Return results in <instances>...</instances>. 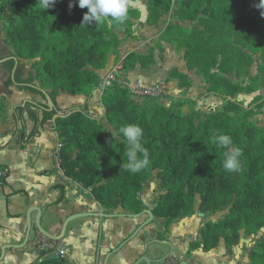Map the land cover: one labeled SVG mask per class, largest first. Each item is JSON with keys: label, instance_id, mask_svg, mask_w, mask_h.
Returning <instances> with one entry per match:
<instances>
[{"label": "trees", "instance_id": "obj_1", "mask_svg": "<svg viewBox=\"0 0 264 264\" xmlns=\"http://www.w3.org/2000/svg\"><path fill=\"white\" fill-rule=\"evenodd\" d=\"M161 1L164 13L170 12L173 0ZM177 1L184 20L195 21L202 14L219 22L231 19L220 8L225 6L224 0ZM236 1L238 11L253 23L252 30L264 32L261 15L264 9L257 7L260 0ZM70 3L74 5L71 9ZM87 11L79 7L78 0H56L47 12L38 5V0H0V29L4 33L0 42L11 48L9 55H0V60L6 58L2 65L9 73L4 87L16 85L21 90L41 94L46 101L43 92L47 91L55 104L52 110L48 109V102L25 100L17 105L13 112L16 127L9 142L21 127L25 149L47 122L54 121L62 144L56 157L65 175L83 188H90L94 198L107 209L143 213L148 207L140 193L155 174L162 193L152 211L166 219L165 233L175 220L193 214L197 207L203 214L227 208L222 219L207 222L201 228V244L206 250L216 248L221 240L228 246L239 244L242 231L247 235L261 231L264 228V127L253 120L250 109L228 99L221 111L203 112L193 108L187 113L182 104L174 108L164 106L160 97L141 96L140 101L122 81L107 86L109 83L100 70L107 67L111 55H119L123 39L118 31H124L126 38L135 34L133 14L140 11L130 7L124 24L106 21L99 26L82 27ZM186 48L192 50L185 54L186 58H192L197 67L205 65V57L209 66L214 65L199 43L188 42ZM148 55L129 53L122 61L123 68L127 72L135 70ZM22 60L35 64L36 71L29 72L26 78ZM216 77L230 89V95L241 91L239 84L222 75ZM98 90H102L104 121L89 114V102ZM60 92L84 95L87 99L82 105L63 109L57 102ZM7 112L2 96L0 121L7 117ZM28 119L34 122L29 133ZM129 123L143 128L142 145L150 154V165L139 173L122 168V160L127 163L126 144L122 136L119 140L111 137L112 131L118 133L121 126ZM214 134L230 136L242 150L239 171L229 173L223 169L225 149L215 143ZM5 168L8 177L10 171ZM7 177L1 179V184H5ZM199 245L192 242L189 251ZM39 264L72 263L49 257ZM249 264H264V239L257 243Z\"/></svg>", "mask_w": 264, "mask_h": 264}, {"label": "crops", "instance_id": "obj_2", "mask_svg": "<svg viewBox=\"0 0 264 264\" xmlns=\"http://www.w3.org/2000/svg\"><path fill=\"white\" fill-rule=\"evenodd\" d=\"M119 52L121 59L128 54ZM112 57L115 56L110 57L108 69L113 65ZM106 70H100L102 76ZM35 71L33 68L25 70L26 73ZM8 74L7 69L0 64V97L5 98L8 111L7 117L0 121V166L10 171L5 184H0V255L4 245H20L25 241L28 232L27 213L31 207L42 210L41 223L53 234H59L64 221L74 213L104 212L117 216L75 219L69 223L63 239L53 240L40 233L36 227L38 212L33 211L29 241L23 247L7 248L0 264H39L43 259L56 257L57 251L62 249L65 250L64 259L72 264H133L142 256L149 257L152 264L173 261H187L190 264L250 263V238L243 237L242 242L234 246H228L221 240L219 246L211 250L202 246L201 228L207 222L222 219L225 215L223 210L205 214L197 210L184 215L175 220L165 233V218L155 216L151 223L142 227L149 218L147 214L133 217L121 208L103 207L94 198L90 188H83L62 170L56 159L60 141L54 121L47 122L35 141L25 149L22 148L21 127L13 141L9 142L16 127L14 108L25 100L42 103L44 98L41 94L21 90L16 85L5 88ZM101 95L102 90L94 93L89 102V114L103 121ZM69 98L60 92L57 95L59 106L63 109L72 108L82 105L87 99L84 95H78V103L66 106L63 101ZM33 127L34 122L28 119L27 132H31ZM158 181L157 178L151 179L140 193L150 209L161 194ZM150 186L152 193L147 192ZM138 229L140 231L128 239ZM126 239L128 241L121 245ZM192 242H199L200 245L189 251ZM168 256L170 258L165 259Z\"/></svg>", "mask_w": 264, "mask_h": 264}, {"label": "rangeland", "instance_id": "obj_3", "mask_svg": "<svg viewBox=\"0 0 264 264\" xmlns=\"http://www.w3.org/2000/svg\"><path fill=\"white\" fill-rule=\"evenodd\" d=\"M223 2L225 6L220 8L231 17L226 22L211 20L204 14L195 21L184 20L178 12L177 0H173L172 8L167 13L163 11L161 0H130L131 9L140 12L133 14L135 34L132 38H126L124 31H118L123 39L119 51L149 55L131 72L123 68L124 58L121 59L120 54L113 55V65L108 69L109 60L103 74L105 81H122L140 101L141 96H149L160 97V103L168 108L182 104L187 113L193 108L203 112L221 111L229 99L250 109L253 120L264 127V32L252 30L253 23L246 21L244 14L238 11L236 0ZM0 37H4L2 29ZM188 42L199 43L203 53L211 57L214 65L206 63L207 57L203 67L194 65L192 58H186V53H192L186 48ZM10 52L11 48L1 40L0 55L5 57ZM34 65V61L22 62L24 70ZM216 75L239 84L241 91L230 95V89L217 80ZM27 76L28 73L24 72V78ZM65 95L71 97L63 101L66 106L79 102L78 95ZM42 103L47 104V101L44 99ZM153 178H156L155 174ZM151 191L150 186L147 192ZM160 191L162 193L161 188ZM227 210L223 208L225 214ZM243 237L250 238V259L257 243L264 239V228L255 235H247L242 231L240 243ZM172 264L178 262L173 261Z\"/></svg>", "mask_w": 264, "mask_h": 264}, {"label": "clouds", "instance_id": "obj_4", "mask_svg": "<svg viewBox=\"0 0 264 264\" xmlns=\"http://www.w3.org/2000/svg\"><path fill=\"white\" fill-rule=\"evenodd\" d=\"M56 0H38V5L43 11L54 7ZM81 9L87 8L84 14L81 26H99L106 21L108 23L124 24L130 13V0H78ZM73 3L69 4V8L73 7ZM258 8L264 9V0H260ZM264 16V12L261 13ZM101 86H105L102 83ZM110 86V83L107 84ZM143 128L135 123H129L121 126L119 132L112 131V140H119L121 136L126 144L127 163L122 160V168L131 172L139 173L146 169L150 163V154L147 148L142 145ZM215 143L225 149L224 159L222 162L223 169L226 172L239 171L241 168L242 150L234 145L233 140L228 135L214 134Z\"/></svg>", "mask_w": 264, "mask_h": 264}, {"label": "water", "instance_id": "obj_5", "mask_svg": "<svg viewBox=\"0 0 264 264\" xmlns=\"http://www.w3.org/2000/svg\"><path fill=\"white\" fill-rule=\"evenodd\" d=\"M6 60V58L0 60V64H2L4 61ZM16 64H19V60H17ZM44 95L46 96L47 102H48V109L52 110L55 106L53 99L51 98V96L48 94L47 91L43 92ZM33 211H37V218H36V227L38 228V230L40 231V233H42L45 237L49 238V239H53V240H61L64 238L67 229H68V225L71 221L78 219V218H83V217H105V218H110V217H114L117 216V214H113V213H104V212H79V213H74L72 215H70L69 217H67V219L64 221V224L62 226V230L59 234H53L51 232H49L41 223V217H42V210L39 207H31L27 213V224H28V232L25 238V241L20 244V245H4L2 247V253L0 255V261H2L5 258V254H6V250L7 248L10 247H23L27 244V242L29 241V237H30V233H31V229H32V219H31V214ZM147 214L149 216V218L143 223L142 227L151 223L154 218L155 215L153 214L152 209L148 208L146 209L143 213L141 214H130L133 217H141L142 215ZM142 227H139L140 229ZM140 229H138L137 231H135L133 233V235H131V237H129V239H132L139 231ZM142 262H145L146 264H152V261L150 260L149 257L147 256H142L140 257L135 263L133 264H141ZM180 264H190L187 261H183L180 262Z\"/></svg>", "mask_w": 264, "mask_h": 264}, {"label": "built area", "instance_id": "obj_6", "mask_svg": "<svg viewBox=\"0 0 264 264\" xmlns=\"http://www.w3.org/2000/svg\"><path fill=\"white\" fill-rule=\"evenodd\" d=\"M106 82V81H105ZM107 83V82H106ZM61 146H62V144L59 142V144H58V151H59V149L61 148ZM56 159H57V161H58V158L56 157ZM59 162V161H58ZM7 174H8V171H7V169L5 168V167H3V166H1L0 167V184H1V179L2 178H5V177H7ZM56 257H60V258H65V250H59V251H57V253H56V255H55ZM166 264H172V263H166Z\"/></svg>", "mask_w": 264, "mask_h": 264}]
</instances>
